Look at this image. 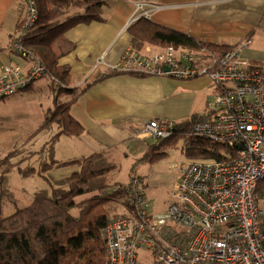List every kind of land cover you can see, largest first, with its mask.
Returning <instances> with one entry per match:
<instances>
[{
  "label": "built area",
  "instance_id": "obj_1",
  "mask_svg": "<svg viewBox=\"0 0 264 264\" xmlns=\"http://www.w3.org/2000/svg\"><path fill=\"white\" fill-rule=\"evenodd\" d=\"M132 4V20L149 18L150 9ZM22 29L36 19V0H21ZM233 50L218 53L165 46L140 53L131 44L110 69L189 80L204 77L213 86V112L196 121L192 133L236 147L223 159H184L169 164L174 178L165 207L155 211L140 179L124 186L125 213L111 217L99 229L104 264H264V211L254 191L264 177V67L252 66ZM11 49L22 63L0 66V100L21 92L39 79L44 66L16 36ZM174 120L150 118L137 127L139 138L159 139L172 134Z\"/></svg>",
  "mask_w": 264,
  "mask_h": 264
},
{
  "label": "trees",
  "instance_id": "obj_2",
  "mask_svg": "<svg viewBox=\"0 0 264 264\" xmlns=\"http://www.w3.org/2000/svg\"><path fill=\"white\" fill-rule=\"evenodd\" d=\"M103 5L104 0H36V19L33 24L22 29L24 16L14 26L16 35L13 37L17 36L23 48L40 58L51 93V106L46 109L42 120L25 143L53 126L55 133L37 150V155L41 157L37 167H21L20 163L26 161L25 157L13 162L15 150L0 158V264H104L106 261L99 229L112 217L111 205L126 206L124 186L127 184L112 180L117 165L111 156V147L67 160H59L54 155V146L60 136L78 137L84 133L81 124L70 114V109L93 83L118 74L149 76L109 68L92 81L82 85L72 84L70 67L58 62L75 48L74 42L65 34L78 24L104 22ZM126 31L135 50L150 44L156 47L173 46L176 49L207 48L225 53L241 42L204 41L154 23L146 17L131 21ZM32 85L33 82L25 85L21 92H30L33 90ZM212 112V109H208L203 114L194 113L184 121L175 122L170 136L147 142L142 155L129 166L130 179L138 177L136 171L139 164L157 162L179 143H182L181 151L185 159L220 160L226 157L225 154L233 156L236 147L192 133L193 124L206 119ZM14 167L21 176L37 174L43 177L48 187L35 190L30 201L21 204L8 185L7 174ZM63 167L75 169L58 178L51 174V171ZM254 196L264 211V177L257 182ZM7 206L14 209L5 213L4 208Z\"/></svg>",
  "mask_w": 264,
  "mask_h": 264
},
{
  "label": "crops",
  "instance_id": "obj_3",
  "mask_svg": "<svg viewBox=\"0 0 264 264\" xmlns=\"http://www.w3.org/2000/svg\"><path fill=\"white\" fill-rule=\"evenodd\" d=\"M20 1L0 0V66L22 63L10 48L14 26L24 17ZM135 1L145 8L157 6L150 9L149 19L154 23L204 41L237 43L249 34V44L243 46L241 55L251 64L264 67V0ZM102 10L104 22L78 24L65 34L75 48L58 62L70 67L73 85L92 81L107 71L130 44L126 28L132 20V4L125 0H104ZM213 89L204 77L190 80L131 74L105 77L87 88L71 106L70 114L84 129V133L72 138L81 145L82 152H98L130 140L142 141L144 138L136 137L141 121L160 118L181 122L194 113L203 114L211 109ZM22 93L25 92L14 96ZM54 151L61 158L55 146ZM73 169L58 168L54 176L58 178Z\"/></svg>",
  "mask_w": 264,
  "mask_h": 264
},
{
  "label": "rangeland",
  "instance_id": "obj_4",
  "mask_svg": "<svg viewBox=\"0 0 264 264\" xmlns=\"http://www.w3.org/2000/svg\"><path fill=\"white\" fill-rule=\"evenodd\" d=\"M15 35L16 34H14V36ZM157 48L161 47L145 44L137 51L149 54ZM97 63L93 66V70L96 69ZM47 82L48 77L45 74L33 82V90L30 92L24 91L25 93L20 95L0 100V158L7 152L15 150L16 156L12 160L13 162H17L25 157L26 161L20 163L21 167L26 165L37 167L41 159V157L37 155V150H39L40 146L47 142L49 137L55 133V127L53 126L49 131L40 132L27 143L25 142L42 120L46 109L51 106V93ZM214 93L215 89H213L212 97ZM212 97L209 98V102H211ZM211 104L212 103H210V107H212ZM136 137L139 138V136ZM59 138L60 140L58 139L59 141L55 143L57 154H59L61 158H58L59 156L57 157V155H55V157L59 160L88 156L94 152H82V147L76 143L75 138L66 136H60ZM151 139L152 138L144 137L142 141L130 140L125 145L120 143L118 146L111 147V156H113L114 162L117 165V168L113 172V181L122 183L129 182V166L136 158L142 155L147 142H152ZM182 147V143H179L176 148L168 150V155L166 157L151 164L149 162L141 163L137 167L136 174H138L140 179L142 191L155 211H161L165 207L164 202L171 188L175 174L173 171H170L168 167L169 164L173 162L179 163L185 159L181 151ZM70 172L71 170L64 171L66 174ZM51 174L57 176L55 170L51 171ZM7 176L9 188L21 204H27L35 190L48 187L43 177L37 174L26 177L21 176L16 167L12 168ZM111 206L110 214L112 217H114L115 214L125 213L124 206L120 204H113ZM12 208L13 207L10 206L4 208L5 213L11 211Z\"/></svg>",
  "mask_w": 264,
  "mask_h": 264
}]
</instances>
